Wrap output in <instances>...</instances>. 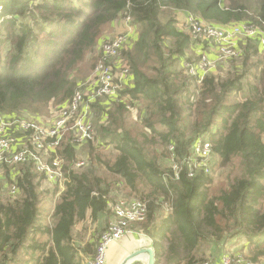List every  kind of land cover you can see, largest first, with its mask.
<instances>
[{"label": "trees", "instance_id": "1", "mask_svg": "<svg viewBox=\"0 0 264 264\" xmlns=\"http://www.w3.org/2000/svg\"><path fill=\"white\" fill-rule=\"evenodd\" d=\"M0 10L6 119L25 112L41 119L52 102L64 106L78 87L72 74L110 23L131 17L139 31L122 51L131 79L90 101L95 137L84 165L75 168L80 144L69 133L50 156L63 161L60 196L32 161L10 167L17 191L0 200V264H88L98 237L78 241L75 227L106 220L115 197L126 195L147 203L140 226L155 238L156 264L165 257L202 264L203 243L215 248L242 236L252 260L264 258V50L242 39L238 58L203 77L188 74L182 63L197 39L176 15L264 29V0H0ZM200 138L212 142L226 171L215 187L203 171L187 175L185 160Z\"/></svg>", "mask_w": 264, "mask_h": 264}, {"label": "built area", "instance_id": "2", "mask_svg": "<svg viewBox=\"0 0 264 264\" xmlns=\"http://www.w3.org/2000/svg\"><path fill=\"white\" fill-rule=\"evenodd\" d=\"M128 23L131 17L124 18ZM187 29L197 40L208 41L215 48V57L208 53L200 54L196 59H187L183 62L185 71L194 76L203 77L209 71L217 69L220 63L232 58H238L242 54L240 40H258L259 46L264 50V29L248 23H238L230 27L207 23L200 18L188 15L186 18ZM129 35L119 33L102 45V57L96 67L94 79L86 81L91 84L90 93L85 94L84 85L81 83L73 97L60 109L58 117L50 124H45L35 118H4L0 115V164L9 167L22 165L32 161L37 170L45 175L47 180L57 182L62 179V159L54 156L49 162L45 161V155H52L57 151L64 140L66 130H72L73 141L78 144L86 143L94 139V126L86 116L89 112L90 101L98 96L115 95L122 86V82L131 79L130 66H123L120 73L114 71L116 64L119 68L122 62V51L129 45ZM116 57V64H109L108 59ZM117 67V69H119ZM88 120V121H87ZM15 127L26 136L25 146H21L19 138L14 133H8V129ZM174 147L170 146V151ZM213 144L208 138H200L194 144L192 153L187 157V175L195 177L200 171L212 174ZM172 158H175L172 153ZM84 161L77 166L84 165ZM176 177L179 176L181 166L173 163ZM17 186L12 183L10 194L15 195ZM113 209L116 220L100 235L96 253L91 264H107V251L110 245L130 234L135 223L144 222L147 218V203L140 199L120 198L114 201ZM220 264H264L260 261H251L242 254L231 255L227 252L221 256Z\"/></svg>", "mask_w": 264, "mask_h": 264}, {"label": "rangeland", "instance_id": "3", "mask_svg": "<svg viewBox=\"0 0 264 264\" xmlns=\"http://www.w3.org/2000/svg\"><path fill=\"white\" fill-rule=\"evenodd\" d=\"M1 10H0V12H1ZM185 23H186V21H185ZM186 28H187V26H186ZM113 31H115V29L112 27H107L104 30L105 33L113 32ZM134 32H137V33L139 32L138 27H136L134 29ZM119 33H122V32L114 33L113 37ZM110 38H112V37H110ZM110 38H108V39L104 38L102 43L97 44V46L94 49L89 50L87 52L85 58L79 64L78 68H76V70L72 74V77L77 81L78 86L82 83L84 85V87H87L84 89L85 94L90 93V90L93 89L92 85L86 83V81H88L90 79H94L96 67H97V65H98V63L102 57V45L104 44V42H106ZM129 42L132 43V37H129ZM197 42L199 44H203L200 41H197ZM206 43L212 44L208 41H206ZM204 53H207V52H204ZM197 56H198V54H196L193 51H190L188 53L187 59H191V58L196 59ZM122 58H123L122 62L119 63L121 65V68H119L117 66V64L115 63V60L117 59L116 57H112V58L108 59L109 64H111V63L116 64V67H114L115 74L120 73L122 71L123 66H129L124 55H122ZM193 59H191V60H193ZM117 67L119 69H117ZM62 105H63V103H58L57 101L52 102L49 105V107L43 113L41 112L42 114H40V118H41L40 120L42 122H44L45 124L52 123L58 117V115L61 111L60 108L62 107ZM20 117L30 118L31 114L29 112H25L22 115H20ZM86 117L89 120H91V118H92V121H93V116L89 115V113L87 114ZM67 133H69V134H67ZM20 134L22 137H24V134L22 131H20ZM65 134H67V136H71L72 130L71 129L66 130ZM65 137L66 136L64 135V138ZM92 142H95V141H92ZM98 149L101 150V153L104 155L105 158L110 157L113 154L111 147L102 148V149H101V147H99ZM77 153H78V157H79V162H82V161L85 162V159L87 158V155H88V145L86 143L80 144L77 148ZM50 156L51 155H45V158H44L45 161L48 162V159L50 158ZM211 159H212V168H213L211 176L213 178V187H215L218 184H220V182L225 180L226 171L223 168H221V166L219 167V157L217 155H215V154L212 155ZM75 168L79 169L80 167L76 165ZM0 169H1L0 172H4V177H5V174L8 170H12L9 166H6L4 164H0ZM62 173H63V171H62ZM63 177H64V173H63ZM65 179L66 178L64 177V179L57 181L58 183H56V182H54V183L44 182V186L47 188H55L57 186L59 187L62 184L64 185ZM0 182H4L3 188L0 189V200H5L8 197V195H10L11 184L5 185L7 183L5 178L3 180H0ZM120 198L139 199V198H136L134 196H127L126 195V196L115 197V200H118ZM140 200H142V199H140ZM112 212L114 214V217L111 218V220L109 222L107 221L108 218L106 220L100 219L97 222H90V221L84 222V223L79 224L77 227H75L74 233H75L77 240L78 241L82 240L83 243H87L90 241L94 242L96 237H98V242H99L100 235L109 227V225L112 222H114L116 220V216H115V212H114L113 207H112L111 214H112ZM166 212H167V209H165V213ZM140 223H135L133 225L138 226V225H140ZM142 229L146 233V231L143 227H142ZM127 235H129V234H127ZM127 235L119 243H122L128 251L135 249L136 247L140 246L143 243V241H138L134 236H127ZM217 247H220V246H217ZM217 247H215V248H217ZM213 248H214V246L212 244L203 243L199 248L198 254L201 255L202 257H205V259L212 258V255L214 252L211 253L210 251H212ZM246 258L252 261V258L250 256H247ZM260 262L264 263L263 260H260ZM171 263L172 262L168 258H166V257L164 258L163 264H171Z\"/></svg>", "mask_w": 264, "mask_h": 264}, {"label": "crops", "instance_id": "4", "mask_svg": "<svg viewBox=\"0 0 264 264\" xmlns=\"http://www.w3.org/2000/svg\"><path fill=\"white\" fill-rule=\"evenodd\" d=\"M176 15L179 19V22H181V25L186 26L185 21H186V18L189 14L186 11H178L176 13ZM107 27H112L115 29V31L108 32V33H105L103 31V33L99 37L98 44L102 43L104 38L108 39L110 37H113L114 33H117V32L127 33L128 35H130V37H132V43L138 37L137 34L139 32L138 33L134 32V29L137 26L133 22L128 23L124 18L115 20L113 23H110L109 25H107ZM187 31H189V30L187 29ZM197 41H200L203 44H199ZM130 44H131V42L129 43V45ZM214 50H215V48L212 46V44L206 43V41L196 40L192 43V51L195 52L196 54H198V56L200 54H202L203 52H207L211 58H214L215 57V51ZM88 113H89V115H91L90 112H88ZM91 121H92V118H91ZM8 133L9 134L14 133V134L18 135L19 142H20L21 146L26 145V144H24V142L26 141V136L23 133L24 137H22L20 134V130H17L15 127H12V128L8 129ZM11 173H13V172L11 170H8L5 174V177H4V172H0V180H3L4 178L6 179L7 183L5 185L11 184V182H13V176ZM10 177L12 180H10ZM14 177H15V175H14ZM45 182L50 183L52 181L45 179ZM3 183L4 182H0V189L3 188V186H4ZM52 183H54V182H52ZM56 183H58V182H56ZM65 188H66L65 183H64V185L62 184L58 187V190H57V193L55 196V200L60 196L62 191L65 190ZM113 217H114V214L112 212V214H110V216L107 217L108 218L107 221L109 222L111 220V218H113ZM132 229H133V231L131 232V234H129L127 236H134L138 241H143V243L140 246L136 247L135 249L128 251L122 243H119L125 237L124 236L121 240L112 243L110 245V247L108 248L107 264H123L124 260L129 255L140 251L142 248H149V247L154 246L155 238L152 235L148 234L147 232L145 233L140 225H138V226L133 225ZM219 246L220 247L213 248V250L210 251L211 253L214 252L212 255V258L206 259L207 261L204 262L203 264H220L221 256L225 252H227L231 255L242 254L245 258L247 256H250L252 258V253L250 252V242L244 236L236 237V238H229L226 240V242L224 244L219 245ZM94 256H95V254L91 257H88V258L85 257L88 264H91V261L93 260ZM137 258H138L137 263L147 264L148 256L146 254L142 253ZM260 260L264 261V258L262 257V258H260Z\"/></svg>", "mask_w": 264, "mask_h": 264}, {"label": "water", "instance_id": "5", "mask_svg": "<svg viewBox=\"0 0 264 264\" xmlns=\"http://www.w3.org/2000/svg\"><path fill=\"white\" fill-rule=\"evenodd\" d=\"M147 253L148 254V261L147 264H156V251L154 246L149 248H142L140 251L129 255L123 262V264H134L138 260L136 259L140 254Z\"/></svg>", "mask_w": 264, "mask_h": 264}, {"label": "bare ground", "instance_id": "6", "mask_svg": "<svg viewBox=\"0 0 264 264\" xmlns=\"http://www.w3.org/2000/svg\"><path fill=\"white\" fill-rule=\"evenodd\" d=\"M144 254H146V255L148 256V254H147V253H144ZM136 259H138V258H136Z\"/></svg>", "mask_w": 264, "mask_h": 264}]
</instances>
